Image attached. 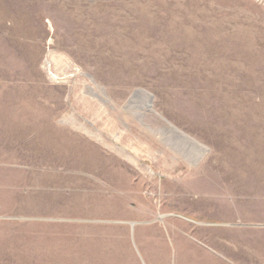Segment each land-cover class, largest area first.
I'll list each match as a JSON object with an SVG mask.
<instances>
[{"label":"rangeland","instance_id":"1","mask_svg":"<svg viewBox=\"0 0 264 264\" xmlns=\"http://www.w3.org/2000/svg\"><path fill=\"white\" fill-rule=\"evenodd\" d=\"M80 213L119 264H264V0H0V264Z\"/></svg>","mask_w":264,"mask_h":264},{"label":"crops","instance_id":"2","mask_svg":"<svg viewBox=\"0 0 264 264\" xmlns=\"http://www.w3.org/2000/svg\"><path fill=\"white\" fill-rule=\"evenodd\" d=\"M78 218H70L68 220L69 230H68V264H95V261L104 259L105 264H109V258L111 257L112 263L119 264V259L124 256V251L127 245L116 240L113 245H111V256L109 252H106L105 257H101L99 250L101 245L99 243L92 244L91 233L88 231V220L85 218L87 213L74 214ZM239 233H234L236 239L241 242H247V238H251L252 235L246 233L247 228L240 229ZM97 248L98 256L96 260L93 257V248ZM108 247V246H107ZM130 259L135 262V257L129 255ZM134 259V260H133Z\"/></svg>","mask_w":264,"mask_h":264},{"label":"water","instance_id":"3","mask_svg":"<svg viewBox=\"0 0 264 264\" xmlns=\"http://www.w3.org/2000/svg\"><path fill=\"white\" fill-rule=\"evenodd\" d=\"M136 93H139V92H135V93L133 94V96H136V95H137Z\"/></svg>","mask_w":264,"mask_h":264},{"label":"bare ground","instance_id":"4","mask_svg":"<svg viewBox=\"0 0 264 264\" xmlns=\"http://www.w3.org/2000/svg\"><path fill=\"white\" fill-rule=\"evenodd\" d=\"M136 94H138V93H136ZM137 96V95H136Z\"/></svg>","mask_w":264,"mask_h":264}]
</instances>
